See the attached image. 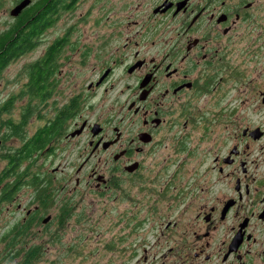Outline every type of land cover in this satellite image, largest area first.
I'll use <instances>...</instances> for the list:
<instances>
[{"label":"flooded vegetation","instance_id":"obj_1","mask_svg":"<svg viewBox=\"0 0 264 264\" xmlns=\"http://www.w3.org/2000/svg\"><path fill=\"white\" fill-rule=\"evenodd\" d=\"M83 1L0 0V92L7 91L0 96V124L16 123L13 110L24 111L33 98L34 122L18 121L21 147L34 143L35 155L50 156L83 141L78 154L86 151L87 162L101 156L98 170L87 174L100 194L123 181L145 182L146 159L166 152L164 163L174 170L159 195L168 201L151 223L153 244H166L169 254L162 264H264V0H152L147 23L129 13L125 44L108 52L113 41L104 39L95 49L94 80L58 86L55 61L66 34L59 41L55 25ZM161 17L164 27L155 21ZM26 34L35 42L28 53L38 49L35 61L47 60L31 97L24 64L14 84L4 75L28 54ZM113 91L108 118L90 119L91 101L104 105ZM57 170L24 164L2 201L17 203L21 224L39 227L37 234L55 218ZM82 170L81 162L76 188ZM8 172L6 163L2 185L17 179ZM25 186L30 190L16 201Z\"/></svg>","mask_w":264,"mask_h":264},{"label":"rangeland","instance_id":"obj_2","mask_svg":"<svg viewBox=\"0 0 264 264\" xmlns=\"http://www.w3.org/2000/svg\"><path fill=\"white\" fill-rule=\"evenodd\" d=\"M91 1L94 2L93 7L88 0H84L77 10L68 17L62 16L55 25V33L59 41L66 34V40L60 46L55 61L54 80L58 86L77 85L82 79L94 80L97 77L96 66L100 61L94 57L95 49H102L99 44L104 39L109 43L113 41L108 47V52L113 51L116 45L119 47L125 44L129 36L127 32L129 13L134 15V20L139 24L143 21L147 23L152 6V0ZM115 15L119 16V20L123 23L117 27L118 29L115 27L119 20ZM159 20L161 27H164L163 22L166 19L155 18V21ZM129 31L131 33V28ZM38 52L39 50L36 49L8 67L4 75L8 76L9 84H14L18 76L15 73L23 64L26 66L35 61ZM114 60L116 70H121L119 57H115ZM125 63L126 57L121 65ZM14 75L13 83H10ZM115 92L106 93L107 103L104 105H95L94 101H91L90 119L94 120L95 116L100 114L104 119L108 118L111 113L108 100ZM6 93L5 89L0 92V96ZM116 111L117 108L112 113L115 114ZM22 112L14 109L13 113L16 114L10 119H14L17 123L22 119ZM33 115L34 113L29 115L26 125L28 121L34 122ZM0 138L5 140V145L0 148L1 173V169L6 165V161L1 156L16 150L21 146V141L20 137L14 136L5 124H0ZM82 142L68 147L66 151L58 150L50 156H39L32 161L36 166L58 169L55 180L57 210L51 211L54 212L52 215H55V218L50 224L45 225L41 234H37L39 227L28 228L13 245L18 249L33 245L40 246L43 253L39 258V264H162L164 260L162 256L169 254H166V244H153L157 230L152 232L151 223L155 219L154 214L164 211L168 201L167 198L164 199L159 195V189L167 180L168 174H172L174 170L172 165L164 163L167 153H157L146 159L149 177L145 182L133 185L134 179L123 181L120 188L100 194L91 187L92 181L90 184L87 183V174L98 170L100 167L97 166L98 158L101 156L93 157L87 162L86 151L82 155L78 154ZM81 162L83 170L78 176L82 183L76 188L74 180L77 175L74 171H77ZM193 166L195 161L185 164V168ZM183 176L178 180H182ZM67 177L70 179L66 193L62 192L60 187L68 182ZM12 180L11 177L8 182ZM29 190L30 188L25 186L19 193L16 192L14 195L16 201L22 193ZM66 203L70 212L63 225H59L60 209ZM175 212L176 208L173 207V213ZM21 220L22 214L17 203L12 205L0 203V264L15 263L8 259L4 250L9 247V241L13 238L9 234L10 231L19 226ZM159 237L162 238L160 235ZM158 248L161 252H156ZM153 256H156V259H153Z\"/></svg>","mask_w":264,"mask_h":264},{"label":"trees","instance_id":"obj_3","mask_svg":"<svg viewBox=\"0 0 264 264\" xmlns=\"http://www.w3.org/2000/svg\"><path fill=\"white\" fill-rule=\"evenodd\" d=\"M35 17L31 19L33 21ZM44 19V18H43ZM50 15L48 14L47 17L44 19L45 21H49ZM33 27V26H32ZM48 26H42V31H45V29ZM28 31V30H27ZM63 38L66 39L64 36ZM34 39L33 34H26L25 36V42H24V51L28 53L29 50H32L35 42L32 41ZM61 42L59 43V45ZM62 45V44H61ZM60 48V47H59ZM58 53L60 52V49L57 51ZM47 63V60H41L35 61L33 63H30L25 66L24 70L26 72L25 75V82L26 85L30 86L31 88L26 92V94H29L31 96L34 95V87H37L39 83H41L42 79L44 78L43 74L45 72L44 65ZM1 67V66H0ZM35 103H33V98H31L30 101L26 102V106L24 111L22 112V120L23 124L26 125V121L33 112V107ZM9 130L12 131L13 135L16 137L21 138V131H22V126L19 122L17 123H8L5 124ZM34 140V139H32ZM5 141V140H4ZM34 143L29 145H23V147H18L16 150H14L11 153H8L6 155H2V159H4L7 163V170L9 171L8 173H12L11 176L17 178L14 179L12 182H7L3 183V179L0 177V203H2L3 199H8V196L10 198V193L11 191L16 188L18 185V179L20 177L21 171H22V165L25 163H30L33 164L32 161L36 159V157H39V155H35L37 152L36 148L33 146ZM7 173V172H6ZM8 192V194H7ZM70 212L69 205L63 204L60 209L59 213V225H63V222L65 219H67L68 215ZM29 226H25L23 224H19V226L14 227L10 231V235L13 236V238L9 241V247L4 250L5 254L8 256V259L11 262H15L14 264H39V258L42 255V248L38 245H33L28 248H16L13 244L16 242L22 235L23 232L28 229ZM45 228V227H44ZM13 233V234H11Z\"/></svg>","mask_w":264,"mask_h":264},{"label":"water","instance_id":"obj_4","mask_svg":"<svg viewBox=\"0 0 264 264\" xmlns=\"http://www.w3.org/2000/svg\"><path fill=\"white\" fill-rule=\"evenodd\" d=\"M0 144H1V142H0ZM46 221H44V223H45Z\"/></svg>","mask_w":264,"mask_h":264}]
</instances>
